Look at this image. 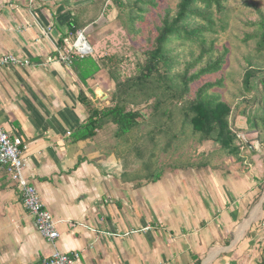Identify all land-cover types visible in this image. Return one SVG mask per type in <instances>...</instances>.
I'll return each instance as SVG.
<instances>
[{"label": "crops", "instance_id": "obj_1", "mask_svg": "<svg viewBox=\"0 0 264 264\" xmlns=\"http://www.w3.org/2000/svg\"><path fill=\"white\" fill-rule=\"evenodd\" d=\"M76 1L0 0V55L30 62L0 68V125L22 142L25 174L59 232L42 238L18 185L1 174L0 264H38L55 249L78 252L79 264H264L244 178L155 160L146 167L158 153L147 148L156 145L140 130L144 120L122 137L109 122L74 140L88 116L79 94L94 101L99 88L114 90L104 69L83 83L56 59L88 27L91 2ZM74 20L84 26L69 33ZM149 167L161 171L157 180Z\"/></svg>", "mask_w": 264, "mask_h": 264}, {"label": "rangeland", "instance_id": "obj_2", "mask_svg": "<svg viewBox=\"0 0 264 264\" xmlns=\"http://www.w3.org/2000/svg\"><path fill=\"white\" fill-rule=\"evenodd\" d=\"M85 1L87 0L76 2L81 6ZM89 1L92 10L87 13L89 17L84 22L88 25L83 30L84 35L97 56L113 54L116 56L112 63L118 67L116 69V74L119 73L118 79L124 80L136 75V66L142 63L143 51L146 47L153 45L157 28L161 25L165 12L169 10L174 14L179 0H158V6L150 8L145 14V21L136 23L140 28V32L137 33L131 30L126 17L117 18L118 11L111 0L87 2ZM105 4L109 7H105ZM222 6L220 11L213 3L210 9L212 25L201 17L189 18V28L206 27L200 36L205 39L203 43L189 39L183 33L179 37L171 38L167 47L172 57V74H176L177 78L183 74L188 65L194 64L188 73L190 76L209 62L225 56L222 68L218 72L201 76L189 84L188 95H194L205 83L215 84L209 90V94L231 106L229 123L238 136L236 144L242 150L240 159L226 154L218 143L202 139L199 134L192 132L188 124L179 123L176 129L172 130L175 137L161 135L159 142L155 143V149L150 145L147 147L154 155L158 153V158L155 155L149 158L147 163L153 166L152 162L155 160L157 166L161 167L171 164L189 167L186 166L189 164L191 167H204L209 174H215L217 170L219 176L237 175L239 179L244 178L252 198L248 210L257 213L260 218L254 227V233H258L257 237L255 236L256 243L264 251V144L260 143L258 132L248 129L247 124V118L258 107L259 97L255 91L247 92L242 86V77L249 62L264 71V50H259L256 46L258 23L264 18V0H224ZM203 48L205 51L202 54ZM200 55L201 58L196 61ZM112 63L111 67H113ZM110 72L104 69L103 75L113 82ZM104 89L107 90L105 93L99 88V92L96 93L98 99L91 100L93 106L103 107L108 99L107 95L109 93L112 95V90L106 87ZM141 99V95L136 97V100ZM177 104L180 106V103ZM127 108H135V106L128 105ZM169 109L179 113L176 116L179 117V121L182 120L180 109L170 104ZM136 110L141 113L139 120H144L139 127L145 135V132L151 128L149 105L141 103L136 106ZM168 138L171 140L169 141ZM244 143H248L249 146L247 144L244 146ZM147 170L146 172L151 173L153 167ZM152 173L156 174L158 171L153 170Z\"/></svg>", "mask_w": 264, "mask_h": 264}, {"label": "trees", "instance_id": "obj_3", "mask_svg": "<svg viewBox=\"0 0 264 264\" xmlns=\"http://www.w3.org/2000/svg\"><path fill=\"white\" fill-rule=\"evenodd\" d=\"M118 11L117 18L126 17L128 25L133 32H140L136 23L145 21V14L150 8L158 6V0H111ZM224 0H179L174 14L168 10L165 12L161 25L157 28L153 45H149L143 51L144 59L136 66L135 76L127 77L124 80L118 79L116 74L118 67L112 60L115 55L94 57L91 53L84 56L74 55L69 66L77 74L78 78L85 83L87 79L94 77L103 69L111 71V78L114 82V90L111 95L110 105L96 107L81 92L79 100L86 106L88 116L73 132L74 140H83L95 135L96 130L100 129L105 123L111 122L116 126L115 135L122 137L129 134L139 125L140 111L136 106L141 103L149 105L151 128L147 135L157 142L161 135L169 138L175 137L172 130L180 124H188L192 132L197 133L204 140H212L218 143L226 154L240 159L241 147L236 144L237 133L232 129L229 118L231 106L220 100L218 97L209 94V90L214 83H205L200 86L194 95L190 92L189 84L198 80L201 76L211 75L218 72L224 63L222 56L213 62H209L205 67L188 76L194 64L188 65L183 74L177 78L172 74V57L168 50V43L173 37L185 34L189 39L198 40L201 43L205 39L201 38L205 26L190 27V17H201L208 24L212 25L210 9L213 3L218 10H222ZM105 7L109 5L105 4ZM77 20L69 21V33H75L83 28ZM256 46L259 50H264V18L258 23ZM60 44L64 43V38L60 39ZM205 49H202V54ZM226 51V50H225ZM201 58V55L196 61ZM111 63L113 67H111ZM242 86L245 91H255L259 97L258 107L247 118L248 129L258 132L260 143L264 144V71L255 67L252 62L248 63L242 77ZM142 97L136 100V97ZM188 96V97H187ZM150 99L152 101L150 102ZM246 102V100H244ZM180 103V106H177ZM169 104L180 109L182 120L179 121V113L169 109ZM135 108H127V106ZM246 111V110H245ZM244 112V111H243ZM168 138V139H169ZM171 139H169L170 141ZM248 143H244V146ZM253 149V147H250ZM149 160V159H148ZM149 164L147 163L146 167ZM186 166H190L187 164ZM158 171L152 178L160 175Z\"/></svg>", "mask_w": 264, "mask_h": 264}, {"label": "built area", "instance_id": "obj_4", "mask_svg": "<svg viewBox=\"0 0 264 264\" xmlns=\"http://www.w3.org/2000/svg\"><path fill=\"white\" fill-rule=\"evenodd\" d=\"M77 41H82L83 45L78 46ZM76 42L67 49H58L56 59L69 66L74 55L82 57L91 53V47L82 30L77 32ZM46 61L51 62L54 59L49 55ZM15 64L29 65L30 62L14 54L0 55V68ZM25 166L22 142L18 138H12L0 125V175L6 174L18 185L23 206L33 216L37 232L45 240L54 242L59 236L55 220L45 207L37 188L25 174ZM79 257L78 252L67 253L55 249L50 255L43 257L38 264H79Z\"/></svg>", "mask_w": 264, "mask_h": 264}, {"label": "bare ground", "instance_id": "obj_5", "mask_svg": "<svg viewBox=\"0 0 264 264\" xmlns=\"http://www.w3.org/2000/svg\"><path fill=\"white\" fill-rule=\"evenodd\" d=\"M76 44H77L78 46H82V45H83V42H82V41H77Z\"/></svg>", "mask_w": 264, "mask_h": 264}]
</instances>
